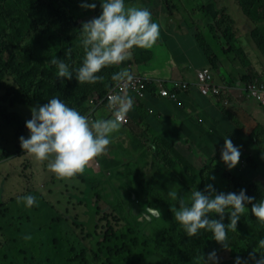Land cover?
<instances>
[{
  "label": "rangeland",
  "instance_id": "rangeland-1",
  "mask_svg": "<svg viewBox=\"0 0 264 264\" xmlns=\"http://www.w3.org/2000/svg\"><path fill=\"white\" fill-rule=\"evenodd\" d=\"M164 1L125 0V3L148 8L153 19L160 24V37L163 36L164 40L173 38L176 29L179 28L177 31H180L183 26L192 36H198L209 45L217 58L218 70L212 71L216 81L231 87L235 83L238 87L245 86L250 80L264 83V51L258 47L255 38L259 32L256 29L263 31L264 24L256 25L250 21L251 28H248L242 18L249 20L246 14L255 0H168L173 8L171 15L167 12ZM58 2L65 11L72 9V15L78 8H82L81 0ZM96 2V8H86L87 10L78 14L76 21L79 24L99 14V2ZM37 16L42 20L38 22V26L47 29V34L53 37L50 45L41 42L44 37L41 32L36 39L28 32L22 38L15 39L16 44L28 50L36 47V50L47 52L46 60L53 55L63 58L64 49L76 44L79 54L76 49H71L69 62L78 66L83 55L76 37L79 30L65 26L56 28V25L50 24L42 15ZM8 22H12L14 26L12 32H18L21 24L11 17H8ZM52 26L54 29L51 31L48 28ZM0 48L5 46L1 45ZM148 50L151 52L153 46ZM0 55L7 58L8 53L3 51ZM131 61L130 55L127 60L120 65H113L111 69H128ZM128 72L136 73L129 69ZM37 77L41 78L39 75ZM49 82L53 84V80L49 79ZM83 84H74L72 92L83 96V93L75 91L76 87H82ZM60 85L65 86L66 82L63 81ZM54 95L60 96L70 107L82 109L75 105L80 100L78 97L77 101H73L58 90ZM71 102L74 104L71 105ZM213 102L217 104L218 100ZM192 104L187 100L181 105H175L176 108L173 107L170 111L171 125L166 122L168 116L164 118V124L158 121L154 127L148 125L149 120L143 115L140 119L128 120L126 128L132 134L127 132L126 137H123V148L119 144H114L111 148L109 143L106 151L99 155V163L102 160H115L117 167L113 168L110 175L102 177L103 182L93 184L100 187L99 193L93 197L86 194L84 184L76 178L57 176L47 168V160H37L23 151L18 137L27 136V130L16 135L14 129L1 125L0 264H188L180 258H175L174 263L163 259V252L164 255H172L174 249L166 241L153 240L158 229L163 226L161 219L164 209L162 206L149 209L148 186H151L160 199L171 203L177 202L167 196V191L177 190L178 197L183 195L185 202L189 197L187 190L178 185L172 174L162 169L164 153L161 145L168 142L159 135L161 129L176 141L175 151L181 150L176 151L177 156L165 153L167 162L178 166L187 162L191 167L190 173L193 174L192 177L187 175V180L192 178L198 181L196 189L201 188L198 174L205 169V164H209V170L204 172V176L210 182L213 180H209V177L214 176L225 191L228 189V185L223 184L226 176H241L260 184L264 192V109L252 100L247 102L251 114L245 117L247 123L244 119L241 121L242 127L237 129L235 123H232L236 118H231L235 109L218 104L220 111L213 116V112L204 113L207 107H211L208 103L200 101ZM230 105L232 106L231 103L228 106ZM84 107L87 111L88 102ZM223 108L226 109L227 116L222 113ZM16 109L23 119L30 118V108L18 106ZM174 114L177 119L173 118ZM225 135L241 151L239 161L230 170L219 159ZM155 139V153H152ZM137 141L140 142V148L134 147ZM178 156V159L175 158ZM167 177L172 179L170 184ZM217 186L221 189L220 185ZM25 193H31L37 198L36 204L30 208L16 201L17 195ZM149 203L153 205L151 201ZM240 220L245 222L244 227L236 226L235 231L244 234L247 241L257 247L258 239L263 236L259 231L264 229V222L247 210L240 214ZM24 234H30L31 239H22ZM94 245L100 250L98 257L94 255ZM120 249L124 251L119 255L114 254ZM254 255H259V258L248 264H257V261L264 259V252L256 251ZM207 264L245 263L232 260V252L226 250L208 260Z\"/></svg>",
  "mask_w": 264,
  "mask_h": 264
},
{
  "label": "clouds",
  "instance_id": "clouds-1",
  "mask_svg": "<svg viewBox=\"0 0 264 264\" xmlns=\"http://www.w3.org/2000/svg\"><path fill=\"white\" fill-rule=\"evenodd\" d=\"M98 2L99 14L82 22L76 34L83 50L80 64L75 66L69 62L71 48L64 49L63 58L53 55L48 59V63L55 67V78L64 80L74 78L81 83H95L103 79L99 74L102 68L120 65L129 58L133 48H151L159 38L160 24L153 19L148 8L126 4L125 0H98ZM80 7L94 9L97 7V2L81 0ZM202 70H208L211 83L221 89L219 98L200 94L196 76ZM194 77L193 82L175 81V83H186L188 89L178 93L176 102L169 100L168 102L181 105L184 96L190 92H197L200 99L220 100L227 108L236 107L233 100L245 98L264 109L247 94L250 84L264 85L263 82L255 81L236 88L238 95L234 97L230 91L231 86L218 85L215 82V75L208 66L196 71ZM111 79L119 82L131 80L132 77L126 68H120L112 73ZM156 83L151 84L156 86ZM173 83L168 81L167 85ZM154 97L159 98L157 95ZM133 102V97L127 94L114 92L109 97L110 105L121 114L130 110ZM230 103L232 106H228ZM95 109H92L88 103L89 111L84 114L70 107L57 95H53L45 103L32 105L29 109L30 118L24 124L28 134L18 137L20 147L37 160H47V168L59 177H73L83 172L92 158L106 151L111 133L128 122L126 118L124 123H120L119 119L114 117L92 120L91 114ZM152 148L155 149V145H152ZM240 155V147L233 144L228 135L223 136L219 159L226 169L233 168L239 161ZM214 179V176L209 177V180ZM166 194L177 202L173 205V216L188 236H195L200 230H204L211 233L212 239L222 243L226 239L227 229L235 230L240 214L246 210L264 222V196L257 200L248 195L244 188L225 192L218 191L213 183H206L203 190L196 188L192 190L187 202L183 195L178 197L177 190L167 191ZM16 201L30 208L36 204L37 198L31 193H25L17 195ZM247 205H250V208L246 207ZM226 217L227 223L224 222ZM22 239L30 240L31 235L24 234ZM257 252H264V236L258 239ZM214 256V252L208 253V259H214ZM203 264H207V261L203 260ZM257 264H264V259L257 261Z\"/></svg>",
  "mask_w": 264,
  "mask_h": 264
},
{
  "label": "trees",
  "instance_id": "trees-1",
  "mask_svg": "<svg viewBox=\"0 0 264 264\" xmlns=\"http://www.w3.org/2000/svg\"><path fill=\"white\" fill-rule=\"evenodd\" d=\"M59 0H0V46L4 45L5 48H0V53L6 51L8 53L7 58L0 55V126H9L14 129L17 134L22 133V131L27 130L24 126L25 119H23L21 113L16 109L18 106L23 108H30L36 103H45L46 98L53 96L56 93V90L60 94L64 95L67 98L77 101V97L80 99L77 104L78 107H82L79 111L86 113V108L84 107L88 101V97L93 96H102L110 88V86L116 82L111 79L112 73L118 71L117 69H111L113 65L106 66L100 70V75L103 76V79L91 84H85L84 82L82 87H76L75 91L83 93V96H78L76 92H72L71 87L74 84H77L74 78L70 80H64L63 78H55L56 72L54 67L48 63V59L45 57L47 52H41L39 49L36 50V47L31 50L21 48L16 44L15 39H20L25 36L28 32L35 36V39L40 35L39 32L43 33L42 38L43 44L50 45L49 42L52 40V36L48 35L47 29H41L38 25L40 17L37 15H42L46 21H49L50 24L56 25V28L60 27H73L76 30H79V22L76 21V17L81 12L87 10L86 8H78L74 15H72V9L65 11L59 4ZM164 6L171 15V10L173 9L168 0L164 1ZM264 10V0H255L251 5V10L246 14L249 16L256 25L261 23L264 24V13L260 11ZM259 10V13L257 12ZM8 17L16 19L21 26L18 29V32H12V22H8ZM25 19V20H24ZM28 21V22H26ZM45 21V22H46ZM47 26V25H45ZM28 31H27V29ZM49 30H53L54 26L49 27ZM179 29V28H178ZM176 29V31L178 30ZM259 31L256 35V41L258 42V47L264 51V30ZM46 36V37H45ZM259 36V37H257ZM6 40V42H4ZM194 40L200 50L203 52L207 66L211 71H217L218 66H216L217 58L214 57L215 54L212 53L209 45L201 41L198 36H194ZM71 49H76L79 54L78 48L75 45ZM28 54V55H27ZM132 54V63L140 64L147 63L149 58H151V52L148 49L143 48H133L131 51ZM47 64H49L47 66ZM39 75L41 78H38ZM49 79L53 80V84L49 82ZM66 82L65 86H61V82ZM75 81V82H74ZM255 81H249L248 84L254 83ZM153 83V82H152ZM147 89L149 95L155 96V85L148 84ZM3 95L1 96V93ZM240 99V98H239ZM238 101V100H237ZM74 104L71 102V105ZM219 105H222V102L218 101ZM222 113L227 116L226 109L223 108ZM231 119V118H230ZM157 139L153 141V145ZM166 141V140H164ZM169 143H164L161 145L162 151L164 153V162L162 169L167 173L172 174L176 179L178 185L186 189L190 193L192 189L196 188V182L194 179L187 180V175L192 177L193 174L190 173V165L187 162H183L181 166H178L176 163L167 162V156L165 153H169L173 156L178 155V151H175L176 141L167 140ZM134 147L140 148V142L137 141V144ZM152 153H155V149L152 150ZM123 157V156H122ZM175 158H179L175 157ZM103 169L109 170V175L113 172V168L117 167L115 160H110L103 163ZM107 170V171H108ZM209 170V164H205V169L201 170V173L198 175L200 181V190H203L206 183H213L214 187L218 191H225L221 183L217 179L212 182L207 180V176H204V172ZM195 172V169H194ZM80 183L84 184L85 191L87 195L98 194L100 187L94 186L93 184L103 182V179L94 180L93 177H88L82 173H77L73 176ZM229 178L226 176L223 184L228 185L227 191H239L241 188L246 189L248 195H251L257 200L260 197L264 196L263 190L260 188V184L257 182L237 176ZM168 183L172 182L171 177H167ZM192 181V184H189ZM234 183V185H233ZM192 185L195 187L193 188ZM199 185V184H198ZM220 185L221 189H218ZM147 196L148 207L153 209L155 206H162L164 209L161 222L163 226L159 228L155 238V242H164L165 241L174 249L172 255H164L162 253V258L171 261L174 263L175 258L184 259L188 264H203V260L208 259V253L214 252L215 257L222 254L224 251L228 250L232 252V260L241 261L242 263L248 264L249 261L257 260L259 255H254L257 251V247L252 242L247 241V238L244 234H241L234 229H227V236L224 242H217L212 239V235L208 231L200 230V232L195 236L186 235L185 231L182 229L180 224L175 221L173 216V205L171 201H165L159 198L158 194L151 188ZM192 188V189H190ZM236 188V189H235ZM225 191V192H227ZM151 201V203H149ZM255 202V201H253ZM114 205V203H111ZM250 206V205H247ZM246 206V207H247ZM227 223V219L224 221ZM245 222L238 220L236 226L241 228L244 227ZM264 236V229L259 231ZM233 250V251H232ZM124 250L120 249L114 254H120ZM93 252L96 257L100 255V250L97 245H94ZM164 255V256H163Z\"/></svg>",
  "mask_w": 264,
  "mask_h": 264
},
{
  "label": "crops",
  "instance_id": "crops-1",
  "mask_svg": "<svg viewBox=\"0 0 264 264\" xmlns=\"http://www.w3.org/2000/svg\"><path fill=\"white\" fill-rule=\"evenodd\" d=\"M261 11L262 13H264L263 9H261ZM242 18L244 22H246V26L248 28H251L250 21L253 20L250 17L249 20L246 17H242ZM183 28L184 27L182 26V29L180 31H175L176 34H174V37L171 39L164 40L163 36L161 38L159 35V38L153 45V50H151L152 54L150 56L151 57L150 60L145 64L132 63L128 65L129 71L132 72L134 70L136 72L130 74H138L143 78L150 80L153 83L163 81L166 85L168 84V81H173V80L193 82L195 80L194 77L195 72L199 71L202 68H207V62L205 60L203 52L197 46L194 40V36H192L189 30L187 29L184 30ZM217 73L219 74V72ZM215 82L218 85H224L222 82L219 81H215ZM237 85L238 84L235 83V86H232V88H230V91L233 93L234 97H237L238 95V93L235 91V89L238 88ZM132 97L134 100L133 106L127 112L122 113L124 117L127 118L129 121L130 119L133 120L140 119L143 115L146 118H148L149 122L148 121L147 122L150 124H148L147 122L146 123L149 126L154 127L158 124L157 123L158 121L164 124V118L168 116L166 118V122L169 125H171L170 111L173 107H175V104L149 95L145 97V99L143 100H137L134 98V96ZM199 97L200 96L197 94V92H190L187 96H184L182 98V101L185 103L188 100V102L191 105H193L192 103L197 104L200 101L206 102L209 105H211V107H207L204 113L213 112L214 113L213 116H216V114H218V111H220L219 109L220 106L218 107V104H215L213 100L210 99L203 100L200 99L201 97L200 98ZM237 100L236 101L233 100L236 106L233 109L235 110L240 109L242 111L233 110L232 111L233 113L231 114L232 116L231 118L239 119V120L233 119L232 121V123H235V125L233 124L235 128L238 129V127H242L241 121L245 119V122L247 123L248 120L245 117H249V114H251V109L247 106V102H249L247 99L238 98ZM88 111L89 110H87L86 113ZM175 114L173 115V118L177 119ZM91 115H92V120L102 119V118H113V115L110 112H108L104 107L96 108L95 110H93ZM216 118H218V116ZM184 122L185 121H182V123ZM128 124L129 123L127 122L126 125H120L119 129L111 133L110 136V144L112 145L111 148H113L114 144H119L123 148V141H122L123 137H126L127 132L132 134V132L128 131L126 128ZM159 135H162L165 138V140H170V141L172 140L170 134H168V132L166 131H163L162 129ZM132 141L133 139H131V142ZM99 155L92 158L85 166L84 171L81 172L82 174L88 177H93L95 181L109 175V170H108L109 168L103 169L102 167L104 166L102 165L104 160H102L101 163H99L98 160Z\"/></svg>",
  "mask_w": 264,
  "mask_h": 264
},
{
  "label": "built area",
  "instance_id": "built-area-1",
  "mask_svg": "<svg viewBox=\"0 0 264 264\" xmlns=\"http://www.w3.org/2000/svg\"><path fill=\"white\" fill-rule=\"evenodd\" d=\"M131 80H122L114 82L106 93L102 96H94L88 100V103L92 109L97 107H104L110 112L114 118H118L120 123H124L126 118L123 114L116 111V109L110 105L109 97L114 92L120 94H127L134 96L137 100H143L149 95L147 85L151 84L150 80L141 77L137 74H130ZM197 86L202 96H210L213 98H219L221 95V89L211 83V76L208 70H202L197 73ZM155 95L160 99H168L169 101L176 102L178 99V93L184 92L188 89L186 83H173L172 85H165L162 82L156 83ZM248 97L256 100L262 107H264V85L263 84H250L247 91ZM150 96V95H149Z\"/></svg>",
  "mask_w": 264,
  "mask_h": 264
}]
</instances>
